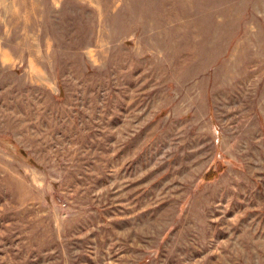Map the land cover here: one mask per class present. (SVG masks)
I'll return each mask as SVG.
<instances>
[{"label": "rangeland", "instance_id": "1", "mask_svg": "<svg viewBox=\"0 0 264 264\" xmlns=\"http://www.w3.org/2000/svg\"><path fill=\"white\" fill-rule=\"evenodd\" d=\"M0 264H264V0H0Z\"/></svg>", "mask_w": 264, "mask_h": 264}, {"label": "trees", "instance_id": "2", "mask_svg": "<svg viewBox=\"0 0 264 264\" xmlns=\"http://www.w3.org/2000/svg\"><path fill=\"white\" fill-rule=\"evenodd\" d=\"M209 178V176H207V179Z\"/></svg>", "mask_w": 264, "mask_h": 264}]
</instances>
